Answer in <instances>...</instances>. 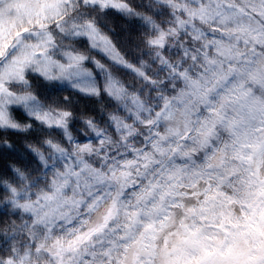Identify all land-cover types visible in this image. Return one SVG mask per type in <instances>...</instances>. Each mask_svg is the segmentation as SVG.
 I'll use <instances>...</instances> for the list:
<instances>
[{
  "label": "clouds",
  "instance_id": "1",
  "mask_svg": "<svg viewBox=\"0 0 264 264\" xmlns=\"http://www.w3.org/2000/svg\"><path fill=\"white\" fill-rule=\"evenodd\" d=\"M201 4L0 0V264H165L264 206V0Z\"/></svg>",
  "mask_w": 264,
  "mask_h": 264
},
{
  "label": "snow or ice",
  "instance_id": "2",
  "mask_svg": "<svg viewBox=\"0 0 264 264\" xmlns=\"http://www.w3.org/2000/svg\"><path fill=\"white\" fill-rule=\"evenodd\" d=\"M168 5L170 7L179 6L175 5V0H168ZM216 5L214 8L204 4H201L199 8H190L188 5H183L182 8L186 16L202 19L213 11L220 13L222 5H219V0H216ZM25 12L28 15H36L37 17L41 14L39 9L28 8L25 9ZM177 23L182 25L183 21L180 17H177ZM93 38L102 39L100 37ZM165 39L166 34L161 33L157 38L152 39L150 43L153 46H162ZM103 43L105 52L111 55L114 60L119 61V53L112 49L107 41H103ZM33 54L25 52L20 58V63L29 60ZM69 59L75 62L77 58L70 56ZM7 70L12 71L13 69L9 67ZM46 70L66 72L68 69L60 64H49L46 65ZM74 175L79 178L78 174ZM232 228L236 231L230 232L228 228L224 229L226 238L220 241L218 245L211 248L202 247L197 255H189L181 251L166 259L165 264H264V206L254 207L252 214L247 215L243 222L233 224ZM90 236L91 233H81L77 239L79 240L82 237L84 240H88ZM73 243L75 244L76 241H73ZM7 264H15V261L9 259Z\"/></svg>",
  "mask_w": 264,
  "mask_h": 264
}]
</instances>
